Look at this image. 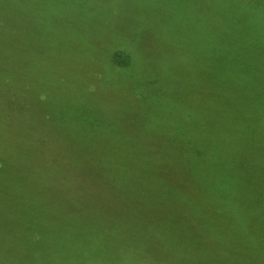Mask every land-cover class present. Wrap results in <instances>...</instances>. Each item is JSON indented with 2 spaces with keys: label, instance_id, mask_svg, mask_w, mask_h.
Masks as SVG:
<instances>
[{
  "label": "rangeland",
  "instance_id": "rangeland-1",
  "mask_svg": "<svg viewBox=\"0 0 264 264\" xmlns=\"http://www.w3.org/2000/svg\"><path fill=\"white\" fill-rule=\"evenodd\" d=\"M79 261L264 264V0H0V264Z\"/></svg>",
  "mask_w": 264,
  "mask_h": 264
},
{
  "label": "trees",
  "instance_id": "trees-1",
  "mask_svg": "<svg viewBox=\"0 0 264 264\" xmlns=\"http://www.w3.org/2000/svg\"><path fill=\"white\" fill-rule=\"evenodd\" d=\"M121 50L120 54H118V52L113 53V60L115 63L119 64L120 66H124L122 63L125 61V63L127 64V61L129 60L128 55L129 53L126 50H122V49H118V51ZM123 51V52H122ZM118 65V66H119ZM207 72V76L210 78L211 76H216L215 80L218 86L219 83V79H221L218 75H221V77H223L225 79V81L228 83L230 82V80H239L240 78L235 74L236 71H206ZM232 74V76L228 79V77ZM211 75V76H210ZM218 79V80H217ZM225 90L221 91L220 94L224 93ZM231 98L233 99V102L235 101L236 104L232 103L229 104L224 110H220L222 111V113H226L227 115L229 113H232L233 117L238 116L240 113L238 111H240V104L237 103V101L239 100L240 95L238 94V96L233 97L232 95H230ZM223 98V95L220 96L219 98V105L221 103V100ZM239 108V109H238ZM229 116V115H228ZM201 151H199L197 153L196 156H200L201 155ZM233 217H235V213L232 214ZM232 215L227 214V212H225L224 210L220 209L219 212L216 213L215 217L221 219V221H223V219H229V220H233L232 219ZM237 218V217H235ZM218 221V220H217ZM73 263V262H71ZM80 264H83L82 261H79Z\"/></svg>",
  "mask_w": 264,
  "mask_h": 264
}]
</instances>
